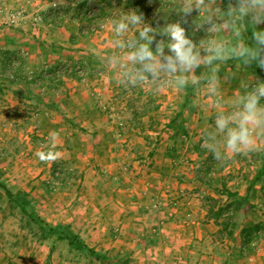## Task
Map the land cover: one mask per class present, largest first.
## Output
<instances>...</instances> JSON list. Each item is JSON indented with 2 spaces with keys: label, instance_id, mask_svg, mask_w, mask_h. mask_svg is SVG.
Segmentation results:
<instances>
[{
  "label": "crops",
  "instance_id": "1",
  "mask_svg": "<svg viewBox=\"0 0 264 264\" xmlns=\"http://www.w3.org/2000/svg\"><path fill=\"white\" fill-rule=\"evenodd\" d=\"M83 1L0 0L23 11L17 24L0 26V49L6 55L25 53L20 65L10 67L4 61L0 66L3 101L14 111L23 112L25 106L33 109L37 120H42L41 130L60 134L61 144L82 150L81 161H76L78 166L84 164L78 183L81 187L75 192L58 191L64 204L62 218L82 225L77 232L89 236L87 228L88 233L97 234L91 228L101 226L103 230L108 215L114 264H264V236L250 252L241 249L254 226L264 233V150L233 155L221 164L201 147L205 129L214 128L213 109L191 106L193 99L204 103L203 93L194 96L191 87L156 92L149 86L125 88L118 84L114 70L99 58L116 51L111 27L83 35L82 23L74 16V8ZM147 1L142 0V6H148ZM134 2L129 11L138 12L141 6ZM57 3L65 9L59 18L53 7ZM188 33L195 40L202 31L189 28ZM76 63L93 72L76 77L74 69L67 67ZM255 65L243 66L235 60L220 64V90L225 99L243 94L241 85L256 80L249 76L256 75L252 71ZM59 66L62 71L55 73ZM113 96L115 101L110 99ZM111 111L114 120L119 114L126 116L127 126L117 127ZM77 131L91 139L76 140L73 135ZM177 132L184 137L176 138ZM150 143L154 146L151 163L138 150ZM124 144L127 151L122 150ZM261 147L264 149V144ZM60 154L65 157L69 151ZM2 160L12 173L0 170V181L14 195L44 196L49 192L35 182L38 173L33 175L35 170L30 167L37 162L18 155ZM85 160H93L94 165ZM9 180L22 182L12 186L6 182ZM3 201L8 204L11 199L3 196ZM9 206L3 207L6 215L0 217V223L12 218L6 210ZM55 208L52 204L49 210ZM226 208L234 209L227 227L211 212ZM92 212L96 214L94 224L89 220ZM22 215L25 225L27 217ZM0 253L7 257L3 249Z\"/></svg>",
  "mask_w": 264,
  "mask_h": 264
},
{
  "label": "clouds",
  "instance_id": "2",
  "mask_svg": "<svg viewBox=\"0 0 264 264\" xmlns=\"http://www.w3.org/2000/svg\"><path fill=\"white\" fill-rule=\"evenodd\" d=\"M176 10L181 21L162 28L145 23L137 11L121 13L110 25L116 51L100 56L101 62L114 70L117 83L125 88L149 86L161 92L191 87L194 96L203 93L204 103L193 99L191 106L213 109L214 128L205 129L201 147L221 164L233 155L264 150V82L244 83L243 94L225 99L219 75L220 64L228 60L264 69V31L258 29L264 24V0H228L226 9L218 6V0H176ZM194 12L198 16L190 21ZM249 26L253 45L243 36ZM189 28L204 31L207 38L196 43ZM201 66L205 71L197 76Z\"/></svg>",
  "mask_w": 264,
  "mask_h": 264
},
{
  "label": "rangeland",
  "instance_id": "3",
  "mask_svg": "<svg viewBox=\"0 0 264 264\" xmlns=\"http://www.w3.org/2000/svg\"><path fill=\"white\" fill-rule=\"evenodd\" d=\"M90 2H94L96 7H99L102 5V9L105 11L106 14L103 15L104 17V24L111 25V22L115 19H118L121 13L129 12L128 6H131V3H128V1L121 2L119 5L113 6V5H104L102 0H89ZM88 2V5L89 3ZM99 2V3H98ZM97 3V4H96ZM99 4V5H98ZM147 5L149 6H142L138 13H142L144 15L145 23L150 24L153 28L157 27H164L167 23H176L178 21H181V16L178 14L176 10V0H148ZM228 5V0H218V6L222 9H226ZM0 7L4 9L3 12H0V26L3 25H15L20 20L21 11L17 8H11L6 4H3L0 2ZM53 7L56 9L54 11V14L57 18L64 15L65 9L62 5L59 3L53 5ZM132 8V7H131ZM14 9V10H12ZM110 10V11H109ZM13 13L15 12L17 14V22L15 24H10L8 22L7 13ZM105 13V12H104ZM53 14V15H54ZM198 16V13L194 12L192 14V17L189 18L191 21L192 19H195ZM22 19V18H21ZM4 20V21H3ZM82 24V33L83 35H88L93 32H85L88 31V26L90 25L86 20H83L81 22ZM182 26L183 25L182 23ZM187 27V26H185ZM104 28H100L97 31H100ZM258 29L261 31H264V24H260L258 26ZM200 37H197L195 40L193 38V35L191 33H188V35L197 43L201 39L207 38V34L202 31ZM246 34H243L245 42L249 45H253L254 42L251 41ZM161 39L160 36L157 37V40ZM165 42H168L167 37H163ZM155 47V45H153ZM167 49V48H166ZM168 50V49H167ZM167 53V52H166ZM24 54L22 51L19 53H10V54H4V51L0 49V66L4 63H9L10 67L18 66L21 63V57H24ZM81 63H76L73 65H68L67 67L72 69L71 71L75 72L76 77H85L87 75H90V73L93 72V70L85 65H83L87 71L84 73H79L76 69L77 65H80ZM12 70V69H11ZM199 70L198 74L196 72V75H201L205 69L203 67L198 68ZM221 70V69H220ZM62 67H57V72H61ZM255 76L253 77L251 74L249 75L252 79H256L255 81H250L251 85H255L257 82H264V69L259 68L257 65H255ZM249 73V72H247ZM190 88V87H189ZM191 91V90H190ZM4 93L3 90L0 91V170L5 173L11 172L12 170L9 167H6V162H4L2 159L7 157H15L18 155V157L24 159V160H33L36 165H31V169H34L33 175L36 173L38 176V180L35 182L41 183V185L46 188L47 191H49L44 196L39 195H30L26 193H21L14 195V198L11 199V201L7 203H3V196H6L9 198L6 194V191L3 187L0 186V217L5 216L3 211V207L9 206L7 208V211H10L8 214L9 221L7 220L4 224L3 222L0 223V251L3 249L7 254V257H3L1 255L0 257V264H114V260L112 258V254L110 252V249L112 247L111 244V230L109 228L108 224V215L105 214V217L107 216V221L103 225H105L102 228L101 226L95 228H91V232L97 231V234H90L88 233V228L85 231L89 236H80L77 232L78 226H82L77 224L74 221L66 222L65 218H62L61 210L63 201L61 200V194L58 192L60 189L66 188L64 191L70 190V191H77L79 187V178L82 177V171L84 173V170L81 168L84 164H79V161L82 159L81 152L82 150L77 147H72L66 145V142L62 143V140L59 135H55V133L46 132L44 129H40L41 123L39 124L41 119L36 118V112L33 111V109L24 107L25 111H14V109L10 108L7 103H5L3 100L2 94ZM116 96V95H115ZM121 98V97H120ZM111 100L114 99V96L110 98ZM109 99L108 102L110 105L112 104V101ZM122 99V98H121ZM124 100V99H123ZM115 101V99H114ZM122 102V101H120ZM264 100H262V103ZM109 105L106 104L104 107H108ZM28 112H27V111ZM118 111V110H117ZM115 113L113 111L110 112ZM126 118V116L119 114V117L116 116L114 120V116H111V118L114 120V124L117 127V119H123ZM125 121V120H124ZM181 121V119H179ZM43 124V123H42ZM128 122H125V126H127ZM39 125V126H38ZM37 129L39 131H37ZM119 131H124L121 128ZM121 133V132H120ZM133 134V133H132ZM135 134V133H134ZM86 133L83 131H77L76 135H73L76 140H80L82 137H85L86 139H91L86 137ZM145 135V134H144ZM150 135V134H148ZM153 135V134H152ZM156 135V134H154ZM203 135V134H202ZM123 136V135H122ZM176 138L184 137L183 133L177 132L175 133ZM130 137V136H129ZM151 140H155V136L151 138ZM60 140V143H59ZM153 142V141H152ZM132 144V143H131ZM67 146V147H66ZM127 146L124 144L122 146L123 151H127ZM129 148V147H128ZM135 147L132 144L131 151L135 152ZM154 149V146L152 143L146 144V146L143 148H139L138 150H142V154H146L145 159L148 160L151 163V157L150 154L152 153ZM65 150L66 152L69 151V154H67L65 157H63V154H60V151ZM136 154V153H135ZM138 155V154H136ZM141 156V154L139 155ZM136 158V157H135ZM83 162V161H82ZM87 165L93 166L94 161L93 160H85ZM77 164V165H76ZM23 165V164H22ZM152 165V164H150ZM24 166V165H23ZM43 166L44 168H42ZM26 167H29L26 166ZM3 168H5L3 170ZM122 170H126V166L122 165ZM129 170V169H128ZM2 173V172H1ZM105 176V173H103ZM15 181V180H14ZM13 180L6 181L8 184L12 183L11 185H17L21 183L22 181H16L15 183ZM1 182V181H0ZM90 186L93 187L92 181H90ZM4 186L7 188V186L4 184ZM9 189V188H8ZM52 193V195L50 194ZM71 199V198H70ZM175 198H172V200ZM179 199V198H178ZM49 204H47V201ZM25 201L26 204H25ZM69 202V201H68ZM55 205L56 208L52 211L49 210V207L52 205ZM177 200H174L173 204L176 205ZM22 204H25V206L28 208L29 211L34 213V218H38L40 221L35 222L33 221V218L28 216L27 214L23 213L21 210ZM4 205V206H3ZM45 205V206H44ZM49 205V206H48ZM232 209V208H231ZM226 210H229V208H226ZM226 210H222L220 212V219L223 222H228L232 218V214L230 216L225 215ZM233 210V209H232ZM234 211V210H233ZM17 212V214H16ZM212 214H214V210L211 211ZM73 212H71L70 215H72ZM23 214V215H22ZM27 217L26 224L24 220H21V216ZM96 216L93 212L89 214V220L90 224H94L93 218ZM40 217H42L40 219ZM28 219L32 221V223L28 222ZM228 225H225L226 227ZM224 226V229L226 228ZM256 230H260V235L257 236L256 240L258 242L261 238H263L264 233L262 228L256 227ZM67 232L72 235H76L78 242L84 243L85 246L79 247L75 245H70L68 243L67 239H64V241H60V238L58 237L59 233ZM255 232V231H254ZM250 235V240L254 239L256 236V232L254 234ZM263 233V234H262ZM50 236V237H49ZM91 236V238H90ZM48 238V239H47ZM98 240H94V239ZM44 239V240H43ZM88 240V242L85 241ZM43 240V241H42ZM247 241V242H248ZM246 242V243H247ZM243 244L241 249L243 251V247L247 244ZM259 244V243H258ZM250 252V251H249ZM244 253V252H243ZM1 254V253H0Z\"/></svg>",
  "mask_w": 264,
  "mask_h": 264
},
{
  "label": "built area",
  "instance_id": "4",
  "mask_svg": "<svg viewBox=\"0 0 264 264\" xmlns=\"http://www.w3.org/2000/svg\"><path fill=\"white\" fill-rule=\"evenodd\" d=\"M106 1V2H105ZM102 1L105 4H110L113 6L119 5L121 2L124 1H128V0H105ZM88 2H90L88 0ZM97 4V3H96ZM99 5V4H98ZM101 8V7H100ZM99 7L95 6L94 2H90L89 5H87V7L84 8L82 15L84 17H86L87 19H90L91 22L89 23L90 25L88 26V31L85 32H93V31H97L98 29L102 28L101 25L104 24V17L100 16V9ZM4 9L2 7H0V12H3ZM7 17H8V22L10 24H15L17 22V14L15 12L13 13H7ZM76 69L78 70L79 73H84L85 71H87V69L83 66V65H77ZM111 116H114L113 113H111ZM117 123L118 126L120 127H124L125 125V121L123 119H117ZM233 210L229 209L226 210L225 215L230 216V214H232ZM260 230H255L256 232V236L254 239L250 240L246 246L243 247V252L244 253H248L249 251L255 249L258 246V240H256L257 236L260 235ZM254 232V234H255Z\"/></svg>",
  "mask_w": 264,
  "mask_h": 264
},
{
  "label": "trees",
  "instance_id": "5",
  "mask_svg": "<svg viewBox=\"0 0 264 264\" xmlns=\"http://www.w3.org/2000/svg\"><path fill=\"white\" fill-rule=\"evenodd\" d=\"M102 1H105V0H102ZM128 1H129L130 3L135 1L134 4H137V6L140 5V6L142 7V5H143L142 0H128ZM105 2H106V1H105ZM87 5H88V1H87V0H86V1H83V2H81V3H79V4L74 8V16H75L76 18H78L81 22H83V20H86L87 22L90 23L91 20H90V19H87L86 17H84V16L82 15L83 10H84L85 7H87ZM100 7H101V6H100ZM100 9H101V10H100V16H103V15H104V10L102 9V7H101ZM81 30H82V29H81ZM245 34H246L247 38H249L251 41H253L252 38H251V37H252V28H251V26L248 27V29H247V31L245 32ZM198 35H199L198 37H200V35H202V34L198 33ZM195 36H196V35H195ZM196 38H197V37H196ZM253 42H254V41H253ZM153 48L155 49L154 46H153ZM263 171H264V167H263V169H262V172H263ZM0 186L3 187V188L5 189L6 194H7V196H8L10 199L14 198V194H13L8 188H6V187L4 186V184H2L1 182H0ZM26 202H27V201H25V204H26ZM25 204H22V207H21L22 212L25 213V214H27V215L30 216L31 218H33V221H35V222L40 221L38 218H37V219L34 218V213L31 212V211H29V210L27 209V207L25 206ZM228 207H231V206H228ZM229 209H231V208H229ZM233 210H234V209H233ZM220 212H221V211L215 212L214 215H215V216H220ZM229 222H230V221H229ZM225 225H228V222H226ZM255 227H259V226H254V227H253L254 231L256 230ZM58 237H59L60 239H67V240H68V243H69L70 245H75V246H79V247H83V246H85L84 243H80V242H78V239H77L76 235H72V234H70V233H67L66 231H65V232L61 231V232L59 233Z\"/></svg>",
  "mask_w": 264,
  "mask_h": 264
}]
</instances>
